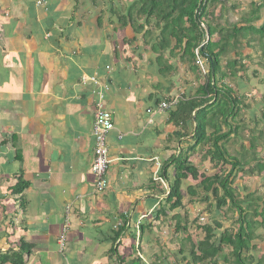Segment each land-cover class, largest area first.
<instances>
[{"label": "crops", "instance_id": "obj_1", "mask_svg": "<svg viewBox=\"0 0 264 264\" xmlns=\"http://www.w3.org/2000/svg\"><path fill=\"white\" fill-rule=\"evenodd\" d=\"M36 1L0 0V204L6 188L17 206L27 208L11 220L7 204L1 206L6 239L0 251L15 244L20 230L32 246L27 264H147L157 229L142 235L140 225L154 219L169 188L163 169L175 150L159 137L171 129L168 115L183 97L150 123L148 110L159 96L178 97L168 93L170 83L155 71L153 79L135 76L126 57L131 44L124 37L115 46L110 28L84 8L85 0H52L41 9ZM81 70L97 74L99 84L83 83ZM103 89L116 130L109 138L108 187L100 194L91 130L95 91ZM18 177L28 186L15 188ZM142 207H149L146 214ZM67 210L74 226L61 251Z\"/></svg>", "mask_w": 264, "mask_h": 264}, {"label": "trees", "instance_id": "obj_2", "mask_svg": "<svg viewBox=\"0 0 264 264\" xmlns=\"http://www.w3.org/2000/svg\"><path fill=\"white\" fill-rule=\"evenodd\" d=\"M128 1L131 6L118 20L130 35H142L148 41L152 40L154 30H159L156 35L158 44L152 48L160 53L155 61L158 75L166 76L172 87L174 78L179 77L183 67V71L200 81L198 87L186 81L187 88L181 95L183 100L174 109L176 111L169 113L167 120L168 125L175 127L173 137L170 134L166 137L170 143L175 137L179 141L194 139V144L188 150L190 155L185 157H182V144L171 148L175 154L165 162V178L168 179L169 169L176 164L178 170L184 166L185 172L183 177H179L181 173H178L173 186L169 185L164 190L165 198L160 202L154 219L148 225H140L142 235L146 229L152 232L154 227L158 228L161 224L162 228L175 226L176 234L184 233L189 239L186 244L190 248L187 249L185 244L178 253L183 257V262L189 264H221L222 261L223 264H263L257 262L251 252L256 248L258 233L264 232V202L263 205L254 203L251 211L245 210L243 200L234 194L236 178L233 175L238 173L244 176L246 173L264 171V104L260 107V114L252 112V117L247 114L253 108L248 97L256 99L261 93H255L256 88L250 86V81L245 77L249 70L246 59L251 60L256 56L264 61V22L261 26L253 24L262 18L264 2L252 1L250 9L245 7L243 10L241 4L232 0H203L202 4L200 0ZM216 5L220 6L219 16L210 20L208 16L215 11ZM135 13L137 18L142 19L137 20ZM136 39L127 36L126 42L133 43ZM246 50L249 54H245ZM254 50L255 53H251ZM230 53H233L232 58H229ZM252 76L259 77L258 70ZM226 79L230 81L229 84ZM160 85L158 87L163 90L170 89V86ZM166 97L159 96L156 104ZM200 146L204 149L199 150ZM230 146L235 148L236 155L227 150ZM194 155L200 156L199 163L213 164L215 174L207 176L200 166H194L191 163ZM20 179L17 178L15 188L28 186ZM186 179L196 184L188 186L185 194L183 187ZM201 193L208 202L205 209L207 219L213 217L215 211L223 213L224 219H228L225 208H229L237 214V218H234V222L239 224L237 231L232 226L224 227L221 220L213 219V224L205 223L198 228L201 233L198 234V241L188 234V213L176 211L185 210L193 203V198ZM169 211L174 212L173 220L167 214ZM221 230L224 232L217 235ZM19 240L18 246L12 244L6 251H0V264H27L32 246L24 238ZM228 250L232 253L220 261V255ZM163 257L160 258L161 263ZM132 264L141 263L133 259Z\"/></svg>", "mask_w": 264, "mask_h": 264}, {"label": "rangeland", "instance_id": "obj_3", "mask_svg": "<svg viewBox=\"0 0 264 264\" xmlns=\"http://www.w3.org/2000/svg\"><path fill=\"white\" fill-rule=\"evenodd\" d=\"M227 1V0H225ZM237 1V3L241 4V9L245 7H248V9H250V4L252 3V1L255 2H264V0H232V2ZM84 4V8L86 6V8H88L90 11L95 10L94 12L97 13L96 14V20L99 17L98 14H100V19H101V23H102V27L110 28V33L109 36L112 40H115L118 42V45L115 44V46L117 47H121L120 46V41H125L124 37L127 38V36H130L132 38H138L136 40H134L135 42L133 43H129L131 44L128 47L127 51H126V57L130 59L131 62V66H130V70L131 72L135 75V73L138 72L137 76H147L149 77V79H153L154 75L153 72L155 71V73H157V69H156V60L158 58V56L160 55V53H157L155 50H153V46L155 44H158V40H157V36L159 33V30H154V35L152 40H144L142 35H138V37L134 36V35H130L129 31L127 29H124V27L122 26V24H119V17H121L123 14L127 13V9L131 6V3L128 0H96L95 4L91 1V0H85L82 2ZM202 4V3H201ZM102 10L101 13L98 12ZM88 10V11H89ZM71 8H68L66 10V13L70 12ZM219 11H220V6L216 5L215 11L213 10V12H210L211 14H209L208 18L210 20L216 18L219 16ZM81 14L77 13V19H80ZM137 14L135 13V18ZM261 20L253 23L257 26H261L264 22V8L261 9ZM142 18H137V20H141ZM140 22V21H138ZM143 23V21H142ZM155 23V22H154ZM138 25V24H136ZM114 27H116V30L114 29ZM206 27V26H204ZM203 27V28H204ZM87 29H84V35L85 37H89V35H87L86 32ZM81 33H82V29H81ZM83 35V36H84ZM115 35V37H114ZM208 36V35H206ZM114 37V38H113ZM208 38V37H207ZM96 39V38H95ZM133 41V40H131ZM126 43V42H125ZM127 44V43H126ZM173 46V42L171 43ZM135 45L140 46V47H135ZM250 51V50H249ZM121 51L119 50H115V54H119L122 55V53H120ZM171 52V51H170ZM251 53H255L254 51H251ZM168 54V52H167ZM245 54H249L248 51H245ZM233 57V53H230L229 58ZM203 62V61H201ZM176 64V62H175ZM245 64L248 66L249 70L247 72V74L245 75L246 79L250 81V86H253V88H256L255 93L258 91L261 94H259L258 96H256V99H251L252 97L249 96L248 97V102L252 103V109L249 110L247 112V114L252 117V112L260 114L261 112V105L264 104L262 103V101L264 100L263 95H264V61L260 58H257L256 56L253 59H246ZM183 68V67H182ZM180 69V74L179 77H175L174 81L175 83H173V88L172 90H169L168 93H178L180 96L182 94L183 91L186 90V81H191L193 82L195 87H198L200 85V81L196 80V76H193L192 74H187L185 71H183V69ZM204 70L205 72H207V68L204 66ZM255 70H258V75L259 77L254 78L253 73L255 72ZM158 74V73H157ZM136 76V75H135ZM161 79H164V81H167L166 76H159ZM228 84L230 83V81L228 79L225 80ZM170 85V84H169ZM253 95V93H252ZM172 130H175V127L172 125L171 127ZM171 129H166V133L164 135H160L159 137V141L160 144L162 146L165 147H169V148H174L175 145H181L182 148V157H185L187 154L190 155V152H188L189 148L191 145L194 144V139H191L190 141H186V140H182L179 141V138H173V142L174 144L170 143V141L167 140V136L166 134L168 133V131H171ZM173 132V131H171ZM172 135V134H171ZM158 136V135H157ZM178 139V140H177ZM182 142V143H181ZM175 149V148H174ZM204 147L200 146L199 150H203ZM227 150H229V152L233 153L236 155V151L234 147H227ZM260 151V150H259ZM230 153V154H231ZM203 151L201 152V155H203ZM165 160H169L168 156L165 157ZM201 160L200 156L194 155L192 156L191 159V163L194 166H200V170L203 173H206L207 176H211L215 174L214 171V167L213 164L211 163H199V161ZM177 165V164H176ZM176 165L173 166V169H171L168 173V182L170 185L173 186L175 180H176V176L178 173H181L179 175V177H183V173L185 172V168L184 166L180 167V169L178 170V168H176ZM233 178H236V184L234 187V194L241 200H243V208H245V210L247 211H251L254 208V203H258L259 205H263L262 203L264 202V171H256L254 173H246L244 176L236 173L235 175H233ZM196 184L195 182H193L191 179H186L185 180V185L183 187V191L186 194V190L187 187L190 185H194ZM195 186V185H194ZM4 195L5 197L3 198L5 203H1L0 204V219H3L2 213H3V209H6V204H7V215L10 217L11 220L14 219V216L12 215V213H14V211H17L18 213L22 214L24 212V209L26 208V205L23 206L22 204H19L18 206L16 205V203L9 197H11V194L7 192L6 188H4ZM188 198V196H186ZM256 197V198H255ZM187 198L185 199V202H187ZM260 198V199H258ZM194 201L192 204L186 206L185 210H177L176 212H180V214H184V213H188V217H187V227H188V234H190L193 239L198 241V228H200L202 226V224L205 223H211L213 224V219H218L221 220L223 223L224 227H234L235 230L237 231L239 224L235 223L234 220L237 218V214L235 211H230L229 208H225V212L228 211V219H224L223 217V213H220L218 211L214 212V216L213 217H209V219H207V213H205V209L208 206V202H206L204 196L202 195V193L197 196L196 198H193ZM204 201V202H202ZM151 203V202H150ZM152 204V203H151ZM150 205V204H149ZM163 205H166V203H163ZM3 206L4 208L2 209ZM17 206V207H16ZM23 207V208H20ZM151 206V205H150ZM215 207V206H214ZM149 210L148 208L142 207L141 211L144 212L146 214V212ZM216 210V209H215ZM169 218L171 219L172 216L174 215V212H168L167 213ZM141 215V213H136L134 215V220L138 219L139 216ZM166 218V217H165ZM197 218L200 219V221H196ZM235 218V219H234ZM168 219V218H167ZM169 219V220H170ZM151 220V219H150ZM173 220V218H172ZM177 221H175L176 223ZM172 224H174V222L172 221ZM162 225V224H161ZM158 225L156 228L157 232L155 233V235L159 236L158 238L154 237L152 238V249L151 251H149V255H148V259H147V264H189L187 261L183 262V257H180L178 255L179 250L181 248V246L185 245L186 243L189 242V239L186 237V234L181 233V234H176V228L175 226L173 227H169L168 226H164V228H162L163 226ZM161 226V227H160ZM5 226H0V244L3 243V241L6 239L5 236ZM18 230V235L17 237L14 239L15 242V246H18L20 243L21 238H26L24 234V231H20ZM155 231V230H154ZM224 232V230L218 231L217 235H220ZM258 237L255 239V244H256V248L254 250H252L251 254L253 256L256 257V261L257 262H262L264 264V232L260 231L258 233ZM201 239L204 237V234L200 236ZM195 241V242H197ZM149 244H150V240H149ZM187 249L190 248L189 244H186ZM163 251H164V255L165 257H163ZM232 251L230 252L225 251L224 254L220 255L219 259L220 261H222L223 257L225 255H229L231 254ZM62 254V253H60ZM161 257H163L162 261L163 263H161ZM224 262L222 261L221 264H223Z\"/></svg>", "mask_w": 264, "mask_h": 264}, {"label": "built area", "instance_id": "obj_4", "mask_svg": "<svg viewBox=\"0 0 264 264\" xmlns=\"http://www.w3.org/2000/svg\"><path fill=\"white\" fill-rule=\"evenodd\" d=\"M52 0H37L36 7L44 8L50 4ZM83 83L91 82L94 86L99 84L97 74L88 75L83 70L80 71ZM104 91V92H103ZM96 90L95 113L91 136L95 142L94 159L92 164V172L96 178L97 192L103 193L108 187L107 174L111 164L110 158V134L116 130V125L112 117V113L106 108L105 90ZM182 97L178 95L176 98L167 96L160 104L153 109L148 110L147 119L151 123L159 115L170 112L181 101ZM139 131H142L139 130ZM119 139L123 137L119 134ZM73 226V217L69 210L65 215L64 226L59 238L61 248L65 247L67 235Z\"/></svg>", "mask_w": 264, "mask_h": 264}, {"label": "clouds", "instance_id": "obj_5", "mask_svg": "<svg viewBox=\"0 0 264 264\" xmlns=\"http://www.w3.org/2000/svg\"><path fill=\"white\" fill-rule=\"evenodd\" d=\"M36 8H37V7H36ZM37 9H40V8H37ZM110 165H111V164H110ZM109 169H110V168H109ZM64 221H65V219H64ZM63 226H64V225H63ZM73 226H74V219H73ZM73 226H72V227H73ZM71 230H72V228L70 229V231H71ZM70 231H69V232H70ZM68 234H69V233H68ZM59 238H60V237H59ZM67 238H68V235H67ZM58 244H59V241H58ZM66 245H67V241H66V244H65V247H64V248H61V247H60V244H59V247H60L61 251H64V249L66 248Z\"/></svg>", "mask_w": 264, "mask_h": 264}, {"label": "water", "instance_id": "obj_6", "mask_svg": "<svg viewBox=\"0 0 264 264\" xmlns=\"http://www.w3.org/2000/svg\"><path fill=\"white\" fill-rule=\"evenodd\" d=\"M203 0H200V4L202 3Z\"/></svg>", "mask_w": 264, "mask_h": 264}]
</instances>
